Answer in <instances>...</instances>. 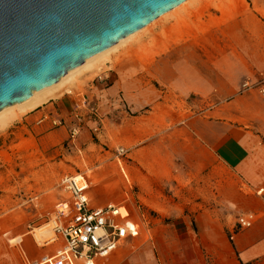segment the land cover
<instances>
[{"label":"rangeland","instance_id":"374dc122","mask_svg":"<svg viewBox=\"0 0 264 264\" xmlns=\"http://www.w3.org/2000/svg\"><path fill=\"white\" fill-rule=\"evenodd\" d=\"M245 15L251 17L250 37L256 42L249 46L261 49L263 57L264 0H195L110 52L98 70L76 75L69 83L72 92L65 91L22 113L0 133V264H35L42 255L59 248V243L35 246L31 231L55 218L58 203L67 198L61 179L78 173L89 183L92 203L125 205L131 219L138 222L140 234L133 237L135 244L131 245L129 236L102 262L114 264L117 257L116 264H128L129 250L136 252L142 246L140 238L145 241L151 236L145 224L149 216L173 214L164 206L168 204L166 195L173 196L176 181L153 179L150 169L164 167L169 175L170 167L188 164L174 156L157 163L147 145L165 131L190 128L189 120L197 111L194 95L186 99L159 80L167 74L159 63L171 54L175 64L176 54L190 52L200 43L209 44L214 55L239 52L246 38L238 31L236 19ZM219 47L223 50L218 51ZM209 64L234 69L231 59ZM136 97L142 105L134 104ZM74 129L78 130L75 136ZM122 146L127 152L118 154ZM36 176L41 184L36 183ZM146 186L154 197L163 199L162 205L147 202L143 195ZM36 196L48 200L46 209L34 206ZM22 235L24 241H11ZM175 255L169 258L170 264H181L180 260L175 263Z\"/></svg>","mask_w":264,"mask_h":264},{"label":"crops","instance_id":"0c3cea01","mask_svg":"<svg viewBox=\"0 0 264 264\" xmlns=\"http://www.w3.org/2000/svg\"><path fill=\"white\" fill-rule=\"evenodd\" d=\"M250 20V15L236 19L246 38L241 52L214 55L209 44L200 43L176 54L175 64L171 54L159 63L167 70L159 80L186 99L194 95L197 111L190 128L165 131L161 141L147 145L157 163L174 156L188 164L170 167L169 175L164 167L150 169L153 179L176 181L164 206L173 214L149 216L145 224L151 236L140 238L136 252L129 250L128 264H170L175 254V263L181 264H264V197L257 193L264 188V94L242 90L244 81L264 75L261 49L249 46L256 45ZM227 59L234 69L209 64ZM148 186L143 193L147 202L162 205L163 199L154 197ZM246 214L256 216L250 227L237 223Z\"/></svg>","mask_w":264,"mask_h":264},{"label":"water","instance_id":"95a60500","mask_svg":"<svg viewBox=\"0 0 264 264\" xmlns=\"http://www.w3.org/2000/svg\"><path fill=\"white\" fill-rule=\"evenodd\" d=\"M185 0H0V111Z\"/></svg>","mask_w":264,"mask_h":264},{"label":"built area","instance_id":"2783aa9c","mask_svg":"<svg viewBox=\"0 0 264 264\" xmlns=\"http://www.w3.org/2000/svg\"><path fill=\"white\" fill-rule=\"evenodd\" d=\"M242 90H256L264 94V75L258 81H244ZM77 133L78 130L74 129L73 135ZM117 151L118 154L127 152L124 147ZM76 178L65 175L61 179V186L69 198L58 203L54 219L56 236L53 243L60 246L53 254L42 255L37 262L39 264H102L125 239L139 235L138 223L131 219L133 225L128 226L124 221L127 216L120 211V205L92 203L90 186L79 188ZM257 193L264 197V188ZM255 220L253 214L237 217V223L242 227L252 226Z\"/></svg>","mask_w":264,"mask_h":264},{"label":"bare ground","instance_id":"6f19581e","mask_svg":"<svg viewBox=\"0 0 264 264\" xmlns=\"http://www.w3.org/2000/svg\"><path fill=\"white\" fill-rule=\"evenodd\" d=\"M192 1H195V0L183 1L182 3L178 4L176 7L165 12L164 14L160 15L158 18L154 19L152 22H150L146 26L142 27L140 30H138V31L132 33L131 35L125 37L124 39L120 40L119 42H117L116 44L111 46L110 48L105 49V50L101 51L100 53L88 58L83 64H81L80 66L70 70L66 75L61 77L54 84H52L48 87H45L41 90L35 91L34 94L30 98H28L22 102L15 103L11 106H8V107L2 109L0 111V133L3 130L5 131L7 129V127L10 126L12 124V122L15 121L18 117H21L22 113H28V112H31V111L39 108L40 106L49 102L50 100L62 96V94L65 91L72 92V88L70 87L69 83L73 80V78L76 75L80 74L81 72H83L85 70L97 69L100 66L99 63L103 62L104 59L107 58V56L110 52L118 49L119 47H121L122 45L127 43L128 41L132 40L135 36H137V34H139L144 29L148 28V26H151L152 24H154L155 22H157L158 20H160L164 16L174 15L175 13H178L180 10L186 8L189 5V3H192ZM117 67H119V66L117 65ZM117 67L112 66L111 68L116 70ZM119 70L122 74L123 70H121V68ZM125 76L126 75L123 73L122 77H125ZM16 109H19L21 111V113H17V111H15ZM122 147H124V146H122ZM76 176H77L76 182H77V186L79 188L84 189V188L89 186L88 181L86 180V178L83 175L78 173V175H76ZM42 182L43 181L40 180V178L38 176H36V183L41 184ZM68 198H69V194L67 193L66 199H68ZM47 201H48L47 199H44V198L42 199L41 197L36 196V197H34V203H35L34 206L38 210L42 206H44L43 208L46 209L47 206H45V205H47ZM120 211L122 212V214L124 216H127V218L124 220V221H126V224L128 226H132L133 223L131 221V212L128 210V207H126L125 205H120ZM54 219L55 218L51 217L50 220L40 224L39 226L35 227L31 231L32 236H33V240L35 242V246L43 247V246L50 245L54 242L55 236H56V234L54 232V225H55ZM135 230H136V228H135ZM24 240H25V235L11 239L12 242H17V241L20 242V241H24ZM31 247H32V245L29 244V249ZM37 264H39V263H37Z\"/></svg>","mask_w":264,"mask_h":264}]
</instances>
